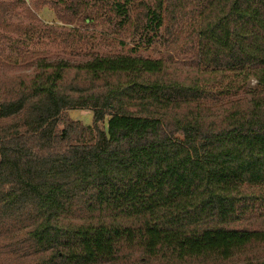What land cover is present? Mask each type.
I'll list each match as a JSON object with an SVG mask.
<instances>
[{
	"label": "trees",
	"instance_id": "obj_1",
	"mask_svg": "<svg viewBox=\"0 0 264 264\" xmlns=\"http://www.w3.org/2000/svg\"><path fill=\"white\" fill-rule=\"evenodd\" d=\"M97 1L147 46L166 15L170 39L188 27L194 61L35 57L0 77V264H264V229L236 226L264 187V0H155L136 19L134 0ZM60 2L78 10L55 8L62 23L98 18Z\"/></svg>",
	"mask_w": 264,
	"mask_h": 264
},
{
	"label": "rangeland",
	"instance_id": "obj_2",
	"mask_svg": "<svg viewBox=\"0 0 264 264\" xmlns=\"http://www.w3.org/2000/svg\"><path fill=\"white\" fill-rule=\"evenodd\" d=\"M25 4L18 3V0H0L1 5H14L6 13L0 9V77L12 76L14 74H24L26 63L35 57L46 58L48 60L67 59L71 61L85 60L92 56L101 55H134L148 58H164L189 64L194 61L191 47L194 40L189 37L190 29L176 33L171 42L169 36V16L166 15L164 27L160 30V39L152 46L145 44L142 36L143 30L138 28L120 29L117 23L118 18L110 20V14L106 9L99 8V2L95 0H77L78 5L86 11L93 9L98 15L92 25L83 20L75 24H65L58 20L57 12L66 18H73L78 10L69 8L64 2L61 4L54 2L57 0H25ZM84 3H90L85 6ZM155 0H134V10L132 18L149 5L153 7ZM56 6V7H55ZM114 16V15H113ZM115 17V16H114ZM3 21L10 24H36L45 25L59 32L72 33L78 31L76 36L63 41L62 38H26L25 36L3 26ZM170 41V43H169ZM27 55V61L24 55ZM8 58L14 60L10 62ZM18 60V63H15ZM69 117L74 121H79L83 126H92L94 123V113L91 110H71ZM248 193L256 195L250 201L251 212L249 218L236 225L238 228L264 229V187L248 189ZM257 195H261L258 197ZM255 198H260L256 200ZM254 254L264 256V250H256Z\"/></svg>",
	"mask_w": 264,
	"mask_h": 264
}]
</instances>
